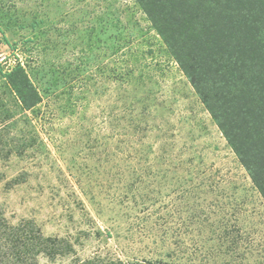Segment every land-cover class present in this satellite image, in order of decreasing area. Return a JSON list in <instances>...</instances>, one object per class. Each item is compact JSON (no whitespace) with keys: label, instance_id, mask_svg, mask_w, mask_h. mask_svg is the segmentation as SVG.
Masks as SVG:
<instances>
[{"label":"rangeland","instance_id":"1","mask_svg":"<svg viewBox=\"0 0 264 264\" xmlns=\"http://www.w3.org/2000/svg\"><path fill=\"white\" fill-rule=\"evenodd\" d=\"M0 137L5 226L59 247L27 264H264V199L137 0H0Z\"/></svg>","mask_w":264,"mask_h":264},{"label":"trees","instance_id":"2","mask_svg":"<svg viewBox=\"0 0 264 264\" xmlns=\"http://www.w3.org/2000/svg\"><path fill=\"white\" fill-rule=\"evenodd\" d=\"M137 1L264 199V0ZM5 78L23 108L40 101L20 64ZM31 226L9 231L0 213V236L23 241L12 253L17 263L27 264L51 241L59 248Z\"/></svg>","mask_w":264,"mask_h":264}]
</instances>
